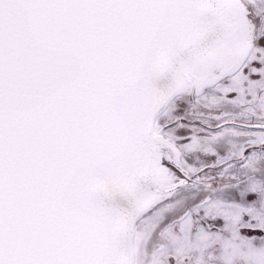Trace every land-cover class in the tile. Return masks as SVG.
Instances as JSON below:
<instances>
[{
  "label": "snow or ice",
  "instance_id": "obj_1",
  "mask_svg": "<svg viewBox=\"0 0 264 264\" xmlns=\"http://www.w3.org/2000/svg\"><path fill=\"white\" fill-rule=\"evenodd\" d=\"M0 264H264V0H0Z\"/></svg>",
  "mask_w": 264,
  "mask_h": 264
}]
</instances>
